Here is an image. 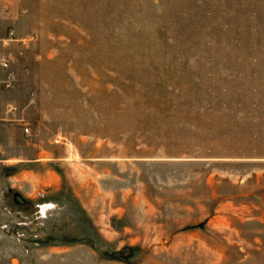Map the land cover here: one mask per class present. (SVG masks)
<instances>
[{
	"label": "rangeland",
	"instance_id": "1",
	"mask_svg": "<svg viewBox=\"0 0 264 264\" xmlns=\"http://www.w3.org/2000/svg\"><path fill=\"white\" fill-rule=\"evenodd\" d=\"M0 11V264H264V0Z\"/></svg>",
	"mask_w": 264,
	"mask_h": 264
},
{
	"label": "crops",
	"instance_id": "2",
	"mask_svg": "<svg viewBox=\"0 0 264 264\" xmlns=\"http://www.w3.org/2000/svg\"><path fill=\"white\" fill-rule=\"evenodd\" d=\"M2 13L0 11V15L3 17V18H0V36L3 38V40L0 41V55L1 54H5V55H7L10 58V60H11V68L13 70H15V72H16V74L18 76L19 75L18 74L19 69L17 68L18 67L17 66V60H16L15 56L11 54V51L9 50V47L20 48V47L23 46V44H26V41L23 40V38H22V41H21V37H18V36H13L12 38L9 37V31H12L13 34H15L14 33L15 30L5 23L6 22V19H5L6 15L2 14ZM22 50L23 49L20 48L19 53H21ZM3 89H5V88H0V96L3 93V91H4ZM1 105L2 104H1V101H0V107H1ZM0 114L3 116V117L2 116L1 117L4 118V119L8 118V116L10 115L9 113L5 112L4 109L2 110V113H0ZM4 119H2V123H5L3 121Z\"/></svg>",
	"mask_w": 264,
	"mask_h": 264
},
{
	"label": "built area",
	"instance_id": "3",
	"mask_svg": "<svg viewBox=\"0 0 264 264\" xmlns=\"http://www.w3.org/2000/svg\"><path fill=\"white\" fill-rule=\"evenodd\" d=\"M2 11H7L8 7L7 5H2ZM9 37H13V32L9 31ZM3 38L0 36V41H2ZM17 79V74L15 70L11 68V60L10 58L5 55L1 54L0 55V88H9L11 87L15 80ZM6 105V111L8 113H12L16 110V105H13L11 102H8L5 104ZM25 131H28V127H25ZM41 195L44 194V192L40 193Z\"/></svg>",
	"mask_w": 264,
	"mask_h": 264
},
{
	"label": "water",
	"instance_id": "4",
	"mask_svg": "<svg viewBox=\"0 0 264 264\" xmlns=\"http://www.w3.org/2000/svg\"><path fill=\"white\" fill-rule=\"evenodd\" d=\"M14 198H15V200L16 201H18V202H22L23 201V199L20 197V195L19 194H14Z\"/></svg>",
	"mask_w": 264,
	"mask_h": 264
}]
</instances>
